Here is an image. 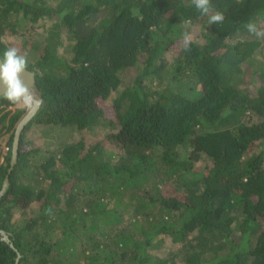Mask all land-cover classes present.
<instances>
[{
  "label": "trees",
  "instance_id": "1",
  "mask_svg": "<svg viewBox=\"0 0 264 264\" xmlns=\"http://www.w3.org/2000/svg\"><path fill=\"white\" fill-rule=\"evenodd\" d=\"M211 3L222 23L191 0H0V58L25 54L43 99L10 170L26 110L0 98V264H264V40L244 27L264 0ZM33 124L54 147H24Z\"/></svg>",
  "mask_w": 264,
  "mask_h": 264
},
{
  "label": "clouds",
  "instance_id": "2",
  "mask_svg": "<svg viewBox=\"0 0 264 264\" xmlns=\"http://www.w3.org/2000/svg\"><path fill=\"white\" fill-rule=\"evenodd\" d=\"M191 4L208 17V23H222L224 14L214 10L211 0H191ZM185 21V25H190ZM246 31L258 39L264 40V27H259L255 22L249 20L244 25ZM193 36L189 31L183 33V47L185 49L192 43ZM28 69V60L25 54H21L17 47H8L0 58V98L6 99L13 105L32 111L38 102L34 86L24 79Z\"/></svg>",
  "mask_w": 264,
  "mask_h": 264
},
{
  "label": "rangeland",
  "instance_id": "3",
  "mask_svg": "<svg viewBox=\"0 0 264 264\" xmlns=\"http://www.w3.org/2000/svg\"><path fill=\"white\" fill-rule=\"evenodd\" d=\"M192 28L193 27L189 28V32L192 34L193 39H194L195 38V32H194V29H192ZM42 29H43L42 25H41V27H36V28H34L33 33L40 34L43 32V31H41ZM11 38H12V40H17V39H15L14 36H11ZM63 38H65V34H64ZM65 55L67 56L68 54H65ZM17 107H20V106H17V105L8 106V107L4 108L2 112H5V111L13 112L15 110V108H17ZM26 132H27V138L29 141V145L27 144L24 147H26L27 149H30L32 147H40L41 149L46 150V148H50V147L55 146V142H56L55 139L57 138V134L55 135L54 134L55 132H53L52 137H49L52 130L49 129L48 127L47 128H45V127L40 128V127H38V125L33 124L27 129ZM80 137H81V135L78 132H73L68 136V141H70V140L77 141V140H79ZM84 138H86V135H84ZM102 139H104V141H106V137H103ZM1 143H2V146L4 148V146H5L4 141H2ZM111 147L113 148L114 146L112 145ZM26 148H24V149H26ZM167 194L168 195H175L174 192H170L169 190L167 191ZM161 242H162L161 239H156L154 241V244L156 247H159L162 244Z\"/></svg>",
  "mask_w": 264,
  "mask_h": 264
},
{
  "label": "water",
  "instance_id": "4",
  "mask_svg": "<svg viewBox=\"0 0 264 264\" xmlns=\"http://www.w3.org/2000/svg\"><path fill=\"white\" fill-rule=\"evenodd\" d=\"M24 79L29 84V86H34V91H35V93L37 95L38 102H37L36 107L34 108V110H32V111H27L26 110V112L24 113V115L18 121V123L16 125L15 131H14V135H13V141H12V149H11V157H10V166H11L10 170H11V168L13 167V165L17 161V155H18V150H19V139H20V136L22 134L23 129L25 128L27 123L33 118V116L36 114L38 109L43 105L42 97L35 90V81H36L35 73L32 70L27 69V72L24 74ZM8 184H9V174H7L5 176V178H4L3 182H2V186H1V189H0V198L6 192ZM0 238L3 241H5L6 243H8L15 250L13 244L9 241L8 234L5 231H3L2 229H0ZM19 258H20V254L17 253L14 264H18Z\"/></svg>",
  "mask_w": 264,
  "mask_h": 264
},
{
  "label": "built area",
  "instance_id": "5",
  "mask_svg": "<svg viewBox=\"0 0 264 264\" xmlns=\"http://www.w3.org/2000/svg\"><path fill=\"white\" fill-rule=\"evenodd\" d=\"M4 151H8V147H5V148H4Z\"/></svg>",
  "mask_w": 264,
  "mask_h": 264
},
{
  "label": "flooded vegetation",
  "instance_id": "6",
  "mask_svg": "<svg viewBox=\"0 0 264 264\" xmlns=\"http://www.w3.org/2000/svg\"><path fill=\"white\" fill-rule=\"evenodd\" d=\"M26 127V126H25ZM24 130V129H23ZM23 132V131H22Z\"/></svg>",
  "mask_w": 264,
  "mask_h": 264
}]
</instances>
